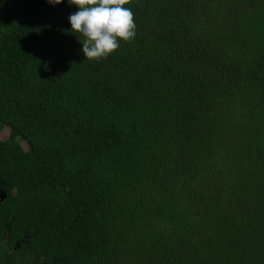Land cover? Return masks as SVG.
<instances>
[{"label":"trees","instance_id":"trees-1","mask_svg":"<svg viewBox=\"0 0 264 264\" xmlns=\"http://www.w3.org/2000/svg\"><path fill=\"white\" fill-rule=\"evenodd\" d=\"M126 7L96 61L76 5L0 0V218L56 264H264V0Z\"/></svg>","mask_w":264,"mask_h":264},{"label":"clouds","instance_id":"clouds-1","mask_svg":"<svg viewBox=\"0 0 264 264\" xmlns=\"http://www.w3.org/2000/svg\"><path fill=\"white\" fill-rule=\"evenodd\" d=\"M59 5L63 0H48ZM79 9L69 16L72 33L84 39L82 52L85 60L107 59L120 48V42H132L136 37V24L131 0H68Z\"/></svg>","mask_w":264,"mask_h":264},{"label":"flooded vegetation","instance_id":"flooded-vegetation-1","mask_svg":"<svg viewBox=\"0 0 264 264\" xmlns=\"http://www.w3.org/2000/svg\"><path fill=\"white\" fill-rule=\"evenodd\" d=\"M2 192L5 195H2ZM7 199V190L0 189V206ZM0 264H56L34 249L30 235L26 231L12 230L0 218Z\"/></svg>","mask_w":264,"mask_h":264},{"label":"rangeland","instance_id":"rangeland-1","mask_svg":"<svg viewBox=\"0 0 264 264\" xmlns=\"http://www.w3.org/2000/svg\"><path fill=\"white\" fill-rule=\"evenodd\" d=\"M9 134V130L7 128L2 130V139H5Z\"/></svg>","mask_w":264,"mask_h":264},{"label":"water","instance_id":"water-1","mask_svg":"<svg viewBox=\"0 0 264 264\" xmlns=\"http://www.w3.org/2000/svg\"><path fill=\"white\" fill-rule=\"evenodd\" d=\"M2 195L4 196V195H5V193H4V192H2Z\"/></svg>","mask_w":264,"mask_h":264}]
</instances>
